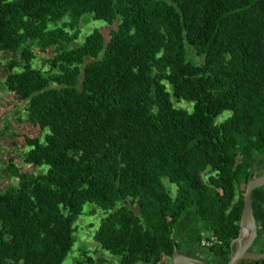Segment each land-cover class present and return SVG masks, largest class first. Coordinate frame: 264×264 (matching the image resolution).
Instances as JSON below:
<instances>
[{
	"label": "trees",
	"instance_id": "trees-1",
	"mask_svg": "<svg viewBox=\"0 0 264 264\" xmlns=\"http://www.w3.org/2000/svg\"><path fill=\"white\" fill-rule=\"evenodd\" d=\"M86 15L113 28L68 48ZM30 42L50 50L41 69ZM20 49L2 87L47 131L23 138L24 163L45 171L8 168L0 264H62L83 205L101 212L92 239L117 264H165L174 251L226 264L244 185L264 175V0H0V53ZM250 206L249 251L264 253V186ZM207 235L220 246L200 248Z\"/></svg>",
	"mask_w": 264,
	"mask_h": 264
},
{
	"label": "rangeland",
	"instance_id": "rangeland-1",
	"mask_svg": "<svg viewBox=\"0 0 264 264\" xmlns=\"http://www.w3.org/2000/svg\"><path fill=\"white\" fill-rule=\"evenodd\" d=\"M6 3H10L14 0H4ZM67 21V18H63L56 24H48L47 30H55L61 27L63 22ZM113 26H106L103 22L94 21L90 16H83L80 20L77 28V35L74 40L69 43L68 48L79 46L82 44L84 38L90 34L93 30L100 31L103 36H106L107 32L111 30ZM64 32L70 33L67 28L63 29ZM29 51L34 55L33 60L30 61V68L33 70L41 69L44 67L43 60L46 58L50 50L41 51L34 42L29 43ZM186 56L188 58H194L192 51L185 48ZM21 49L15 53L6 52L0 53V88L2 87V80L7 74L8 70L6 65L9 61H17L22 65L20 59ZM19 68L13 69L12 72H19ZM3 89V87L1 88ZM4 90V89H3ZM176 108H182L186 106V103L180 101L177 104H173ZM26 103L19 102L14 99L12 93L0 91V192L4 188H8L16 184V179L11 177L12 174L8 172V168L12 171L14 168L17 174L36 175L45 171V167H34L24 163V157L28 148L23 144V138L36 139L38 142L43 141V137L47 134L46 130L38 131L33 129L25 122ZM190 105H188V110ZM11 167V168H10ZM166 188H169L173 195V186L163 182ZM133 210L132 207H130ZM102 215L98 209L89 205H83L81 214L75 219L73 223L74 231L72 238L74 240L70 252L62 261V264H76L82 260V255L96 259L102 258L105 264H117L118 259L110 256L108 253L101 251L92 239L93 232L96 230L99 220ZM184 229L189 235V227ZM170 264V261L165 262Z\"/></svg>",
	"mask_w": 264,
	"mask_h": 264
},
{
	"label": "water",
	"instance_id": "water-1",
	"mask_svg": "<svg viewBox=\"0 0 264 264\" xmlns=\"http://www.w3.org/2000/svg\"><path fill=\"white\" fill-rule=\"evenodd\" d=\"M264 186V175L247 180L242 193V208L239 218L238 235L235 239V248L231 252L226 264H237L241 260H264V253H253L249 251L256 237V226L251 212L250 192ZM247 226V233L241 234L242 226ZM170 264H205L202 261L172 252Z\"/></svg>",
	"mask_w": 264,
	"mask_h": 264
},
{
	"label": "built area",
	"instance_id": "built-area-1",
	"mask_svg": "<svg viewBox=\"0 0 264 264\" xmlns=\"http://www.w3.org/2000/svg\"><path fill=\"white\" fill-rule=\"evenodd\" d=\"M198 245L202 249H211L220 246V241L213 235L201 236Z\"/></svg>",
	"mask_w": 264,
	"mask_h": 264
},
{
	"label": "bare ground",
	"instance_id": "bare-ground-1",
	"mask_svg": "<svg viewBox=\"0 0 264 264\" xmlns=\"http://www.w3.org/2000/svg\"><path fill=\"white\" fill-rule=\"evenodd\" d=\"M246 233H247V226L243 225L242 230H241V234H246Z\"/></svg>",
	"mask_w": 264,
	"mask_h": 264
},
{
	"label": "crops",
	"instance_id": "crops-1",
	"mask_svg": "<svg viewBox=\"0 0 264 264\" xmlns=\"http://www.w3.org/2000/svg\"><path fill=\"white\" fill-rule=\"evenodd\" d=\"M1 88H2V87H1ZM1 88H0V91H1V90H2V91H4V90H3V89H1Z\"/></svg>",
	"mask_w": 264,
	"mask_h": 264
}]
</instances>
